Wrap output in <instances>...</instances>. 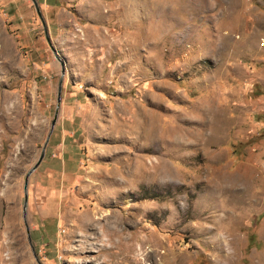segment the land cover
<instances>
[{"label":"rangeland","instance_id":"374dc122","mask_svg":"<svg viewBox=\"0 0 264 264\" xmlns=\"http://www.w3.org/2000/svg\"><path fill=\"white\" fill-rule=\"evenodd\" d=\"M33 1L54 55L0 0V264H264V0Z\"/></svg>","mask_w":264,"mask_h":264},{"label":"water","instance_id":"95a60500","mask_svg":"<svg viewBox=\"0 0 264 264\" xmlns=\"http://www.w3.org/2000/svg\"><path fill=\"white\" fill-rule=\"evenodd\" d=\"M29 1H30V3H31L32 6H33V9H34V12H35V14H36V17L38 18V21L40 22V25H41V27H42L43 34H44L43 39H44V41L46 42L47 46L50 48L52 54L54 55L55 52H54L53 48L51 47L50 42L47 40L46 29H45L44 23H43V21H42V18H41V16H40L39 10H38V8H37V4H36L33 0H29ZM59 95H60V81H59V83H58V87H57L56 103L59 102ZM55 114H56V111H55V113H54L53 116H52V117H53V120H52V122H51V125L54 124V121H55V119H56ZM44 147H45V145L43 146V149L40 151L39 158L37 159V161L35 162V164L32 166L31 169H29V170L27 171V173H26L25 176H24V180H23V189H22V193H23V202H22L23 222H24V214H25V207H26V200H27V193H25L26 184H27V177H28V174H29L31 171H33V170L39 165V163L41 162V160H42V158H43L42 153L44 152ZM24 224H25V223H24ZM24 230L26 231V234L29 236V232L27 231L26 224H25V228H24Z\"/></svg>","mask_w":264,"mask_h":264}]
</instances>
